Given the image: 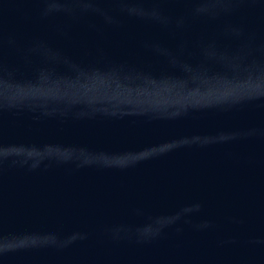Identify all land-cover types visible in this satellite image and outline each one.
<instances>
[{
    "label": "water",
    "instance_id": "obj_1",
    "mask_svg": "<svg viewBox=\"0 0 264 264\" xmlns=\"http://www.w3.org/2000/svg\"><path fill=\"white\" fill-rule=\"evenodd\" d=\"M0 252L264 264V0H0Z\"/></svg>",
    "mask_w": 264,
    "mask_h": 264
}]
</instances>
